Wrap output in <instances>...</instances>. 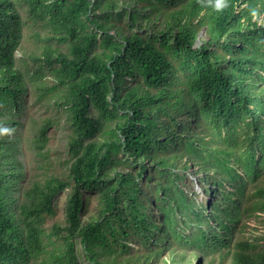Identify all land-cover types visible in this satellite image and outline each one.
<instances>
[{
  "label": "trees",
  "instance_id": "16d2710c",
  "mask_svg": "<svg viewBox=\"0 0 264 264\" xmlns=\"http://www.w3.org/2000/svg\"><path fill=\"white\" fill-rule=\"evenodd\" d=\"M23 1L50 34L36 36L68 51L47 43L19 69L26 21L0 0V264H264V238L241 237L264 214V0ZM34 92L67 112L68 173L25 189ZM190 166L215 188L204 208L183 188Z\"/></svg>",
  "mask_w": 264,
  "mask_h": 264
},
{
  "label": "rangeland",
  "instance_id": "374dc122",
  "mask_svg": "<svg viewBox=\"0 0 264 264\" xmlns=\"http://www.w3.org/2000/svg\"><path fill=\"white\" fill-rule=\"evenodd\" d=\"M20 2L18 10L24 20L26 21V27L23 32V39L21 41L20 48L16 52V66L22 71H34L38 68V64L32 61L33 56H38L44 45L50 44L53 48L61 49L63 52H67V43L58 42L56 39L49 40L47 42L41 41L40 37L36 34L39 33L42 39L44 37L50 36L49 32L44 31L38 25L35 26L31 24V21L27 19L28 16V5L23 0H17ZM47 3H51L53 0H46ZM70 1V0H67ZM256 17V16H254ZM263 14L258 16L261 19ZM202 33L198 34V38L194 44L197 47L200 44V39L203 37ZM46 72L45 69H42ZM47 75V74H45ZM43 82L48 84L50 82L49 78L43 76ZM126 82L129 85L132 82L129 78H126ZM37 92L32 93L25 106L22 107V112L20 118H22L24 128H23V139L26 146L24 154L22 156L23 165L26 170V182L24 184L25 189L31 186V184L36 181H42L44 178L55 176L61 179H66L68 173V154H67V112L62 106L55 105L53 99L44 97L39 99ZM46 120L51 122V126L47 132L48 140L46 147L42 154H37L35 150L31 147V140L36 129L42 126ZM98 143H103L109 141L108 134H101L96 138ZM120 154L117 155V157ZM190 165V162H187ZM119 168L118 171H121ZM197 167L190 166L187 172V178L183 181L182 185L187 192V195L192 200L196 201V204L205 207L206 203L214 199V194L208 185V191H204V188L197 182V178L201 177L199 172L195 173ZM264 185V173L259 178V182L256 186ZM207 187V185H206ZM69 195V189L65 190L58 195L56 200V212L53 217H48L45 223L46 228L51 227L54 223H63L64 215L63 208L66 204L67 197ZM97 199L95 195L92 194L91 201L88 205V214L95 215L97 211ZM157 219H161L159 214H154ZM88 217V215H87ZM245 239H255L264 238V214L260 215L257 219H252V221L247 226L245 232L241 236ZM264 245V244H263ZM131 247H137L131 244ZM161 248V246H157ZM196 262H192L195 264ZM85 264V263H84Z\"/></svg>",
  "mask_w": 264,
  "mask_h": 264
},
{
  "label": "bare ground",
  "instance_id": "6f19581e",
  "mask_svg": "<svg viewBox=\"0 0 264 264\" xmlns=\"http://www.w3.org/2000/svg\"><path fill=\"white\" fill-rule=\"evenodd\" d=\"M207 5V4H206ZM230 10V9H229ZM231 14V13H230ZM197 34V33H196ZM250 140V139H249ZM36 206V205H35ZM36 209V208H35ZM38 209V208H37ZM152 259V258H151Z\"/></svg>",
  "mask_w": 264,
  "mask_h": 264
}]
</instances>
